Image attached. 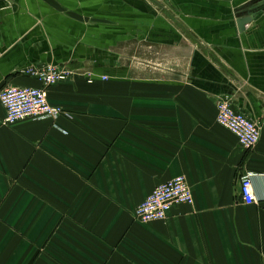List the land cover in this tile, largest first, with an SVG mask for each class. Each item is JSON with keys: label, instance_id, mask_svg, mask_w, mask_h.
Here are the masks:
<instances>
[{"label": "crops", "instance_id": "obj_1", "mask_svg": "<svg viewBox=\"0 0 264 264\" xmlns=\"http://www.w3.org/2000/svg\"><path fill=\"white\" fill-rule=\"evenodd\" d=\"M45 65L73 119L7 125L0 105V264H264V0H0V90ZM223 100L259 126L252 151ZM177 176L193 204L135 221Z\"/></svg>", "mask_w": 264, "mask_h": 264}, {"label": "built area", "instance_id": "obj_2", "mask_svg": "<svg viewBox=\"0 0 264 264\" xmlns=\"http://www.w3.org/2000/svg\"><path fill=\"white\" fill-rule=\"evenodd\" d=\"M19 76L38 83V87H17L7 85L0 90V105L4 109L7 125L24 120H51L60 118L72 120L71 113L49 103L47 91L51 87L65 83L69 72L54 65L29 66L18 73ZM106 80V78H102ZM91 83V81H88ZM217 124L232 134L239 147L252 151L260 140V129L255 121L241 112L234 111L227 101L215 104ZM255 175L246 173L239 180V195L245 205L257 203L251 186ZM192 192L183 176L157 186L135 210V221L142 224L165 221L169 211L179 205H192Z\"/></svg>", "mask_w": 264, "mask_h": 264}, {"label": "water", "instance_id": "obj_3", "mask_svg": "<svg viewBox=\"0 0 264 264\" xmlns=\"http://www.w3.org/2000/svg\"><path fill=\"white\" fill-rule=\"evenodd\" d=\"M249 22L248 19H243V20H240L238 21V27H239V30L242 31L243 30V27Z\"/></svg>", "mask_w": 264, "mask_h": 264}]
</instances>
